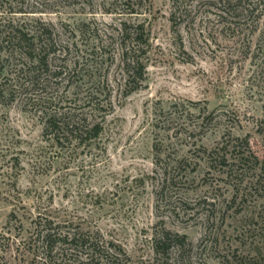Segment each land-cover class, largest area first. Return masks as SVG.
<instances>
[{
    "label": "rangeland",
    "instance_id": "obj_1",
    "mask_svg": "<svg viewBox=\"0 0 264 264\" xmlns=\"http://www.w3.org/2000/svg\"><path fill=\"white\" fill-rule=\"evenodd\" d=\"M208 2L0 0V21L35 32L43 22L62 49L35 89L16 82L31 63L3 55L0 257L21 264L3 242L32 236L42 217L116 241L133 264H264V5L223 14ZM126 21L146 24L150 50L143 87L124 97L115 36ZM99 42L113 56L105 64ZM97 90L110 94L107 111L84 106ZM69 106L103 121L100 137L60 147L45 135L48 116ZM224 146L229 167L213 155ZM235 152L248 158L239 165ZM168 231L174 245L157 254Z\"/></svg>",
    "mask_w": 264,
    "mask_h": 264
},
{
    "label": "trees",
    "instance_id": "obj_2",
    "mask_svg": "<svg viewBox=\"0 0 264 264\" xmlns=\"http://www.w3.org/2000/svg\"><path fill=\"white\" fill-rule=\"evenodd\" d=\"M174 1L178 5L180 2L186 0ZM208 1H210L208 2L210 6L219 7L223 14L227 13L228 7L236 11L240 10L241 14L243 11H247V15L254 11L250 0ZM262 4L264 5V0H262ZM177 9L180 10V6H177ZM40 24L41 26L35 32L33 29L27 28L24 23H16L11 19L0 21V72L2 74L3 55L17 56L18 54L21 59H26L28 63L30 62L31 67H29L28 72L23 68L19 69L16 82L18 84L21 79L25 80L23 84L29 83L34 89L40 77L37 69L40 71L41 68L48 66L49 55L54 53L55 57H58V52L62 50L59 47L60 45L54 32L43 22H40ZM122 25L123 28H121L120 32L116 28L118 36L115 37L118 40L117 44L121 51L119 53L120 66L124 74V78H121V80L124 81L122 84L125 89L124 97H127L141 89L146 80L147 67L145 59L150 50V33L144 22L128 23L126 21L122 22ZM36 33L39 34L38 39L44 40H39V43L36 42ZM112 37L115 38L114 36ZM45 40L49 42L48 45L43 42ZM97 46L102 57L99 60L101 63H97L105 64L109 59H113V56H107V48L103 42H99ZM63 50L67 51L70 48H64ZM96 54L98 52L94 53L95 56ZM35 62L37 64L32 66V63ZM78 63L79 61L77 60L73 71L74 74L79 73ZM61 74L62 72H55V76L60 77ZM105 78L107 79V77ZM103 83L105 81H100V84L103 85ZM0 85L2 87V84ZM100 94L102 96V93ZM100 94L98 90L95 93L89 94L90 97L84 106L91 107L100 112L107 111L102 101L108 100L110 94H106L104 100L99 99L98 95ZM71 101L75 100L71 98ZM103 130V121L94 123L92 120H89L86 112L80 110L78 106L60 109L56 107L54 114L49 115L45 123V135L51 136L60 147H64L66 143L72 144L76 142L78 145H83L91 142L100 137ZM235 140L237 142L233 145L230 144L231 142H228L227 148L231 145L233 151H236L240 138ZM224 150L225 146L213 152V155L220 160L222 165L229 167L228 154L224 153ZM236 154L237 158L235 159H237L239 165L248 158L244 152H237ZM256 159L258 160V157ZM39 219L35 221V232L32 236H19L20 240H17L18 236H9L7 237V243L6 241L3 242L4 252H6V249L9 251L15 249L18 253L16 258L19 259L21 264H133L127 251L116 241L109 240L105 236H90L91 234L88 232L66 230L67 224L56 223L49 218L45 219V221L42 217ZM171 234L168 231L165 234L156 236L154 243L157 254L166 255L170 252L174 245ZM178 238L181 243L186 242V236H178ZM0 264L9 263L2 256L0 257Z\"/></svg>",
    "mask_w": 264,
    "mask_h": 264
}]
</instances>
